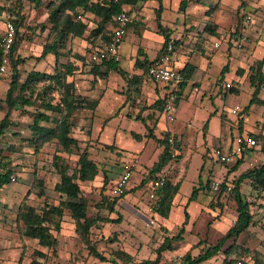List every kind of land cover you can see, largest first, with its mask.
<instances>
[{
    "label": "rangeland",
    "instance_id": "374dc122",
    "mask_svg": "<svg viewBox=\"0 0 264 264\" xmlns=\"http://www.w3.org/2000/svg\"><path fill=\"white\" fill-rule=\"evenodd\" d=\"M43 1L46 4L48 0ZM262 1L264 0H224V2L221 3V6H219V9L216 11L215 16H213V23L215 22L217 29L222 30V33H219L221 38H223L222 42L228 44L230 55H233L234 57L233 63L229 64L230 70L236 71L240 75L241 70H246L247 74L242 75L244 76V80L241 79V83L238 84V82H236L237 80H234L235 85H237L235 88L239 91L240 86H249L252 73L251 66L258 63V60L261 59L260 57L264 56V2L263 4H259ZM242 2L244 3L242 4ZM13 3H15L14 0H0V37L4 34V23L10 17L8 8L11 7ZM192 9L195 12H199V9L197 8ZM183 11L186 12L187 7H185L182 12ZM21 13L25 16V25L20 29L21 33L24 35V38L20 41V47L22 48L21 55H24L27 59H32L33 57H36V54L39 55L41 53L42 45L45 44L50 36L49 25L46 23L48 16L47 8L46 5L38 7L35 3L26 1L23 5ZM191 16H182L181 22L179 23L182 30H178L176 36H174L176 38L175 50L181 39H183V34L189 32L190 26H188L187 29H184V26H182L183 19L185 18L187 21L185 25H189V23H192L190 21L194 19V17ZM248 17H251L250 20ZM85 19L89 26V31L97 26V17L90 14ZM197 19L198 18H196V20ZM43 24H46V27H48L45 31L42 30ZM195 24L197 25V23ZM195 24L191 27L194 28ZM202 24L203 22H201L199 26H203ZM89 31L86 33L84 38L71 36L67 42V46L64 48V61H68L69 59L72 60V55L74 53H78L79 55L83 54L85 60H87L89 64L96 63V61H93L90 58V52L97 45L103 47L105 45V38L104 35H101V37L96 38L93 42L88 43V39L90 37ZM189 35L190 34L188 33L187 38ZM130 37L131 33L129 35V38ZM83 41L88 43L87 47H85L86 42L84 43ZM127 42L129 44L131 43L130 40H127ZM240 45H242V47H240ZM72 61L73 63L76 62L75 60ZM30 68V64L26 68L25 65H23L22 71L26 73L30 71ZM52 69V64L46 66L45 68L46 71H53ZM9 73L10 74L7 78L13 76L11 68ZM80 74L81 73L78 75ZM225 76H227V74ZM147 77L149 80H153L148 75ZM7 86L8 83H0V122L5 118L8 112L7 102L5 101V98H3L4 90ZM260 91H264V89L260 88ZM246 92L247 91L243 90L240 94L229 93L227 97L219 98L220 108L227 111L225 119L227 120V117H229L228 119L234 121L236 125L242 117H245V126L249 131L252 129L253 125L255 127L261 126L259 131L255 132L258 133L264 130V105L260 106L252 103L251 96L253 94L250 96V93L247 94ZM112 102L113 103L108 102L104 105V108L100 109L99 116L102 119H104V116H107L106 114H110L109 111L113 109L114 100H112ZM236 104L241 108V110L246 106H250L249 112L246 111L242 114V117L239 118L238 114L232 112V108ZM34 109L35 108L32 107V110H29V112H25L24 108L13 109L11 111V125L5 131L4 135L0 137V160H2L3 164L6 165V169L13 170V173H16L18 176L16 181H12L4 187L7 188V191H4L3 193L0 191V219L3 220L4 223V231L0 233L2 235L0 238L4 239L7 235L4 242L0 240V251L4 250V247L8 245L12 246L9 248L11 249L13 248V245L14 248H16V244H19V248L23 247L20 264H22L25 258L27 260H31L30 264H51L55 256L58 255V249L56 253H52L51 249H46L47 253H45V256H41L38 253L41 251L37 249L39 246L38 243L28 244L20 241V236L24 238V234H22L20 230L24 227V222L22 220H18L17 217L19 205L26 202L36 206L38 210H41L47 204L52 205V203H57L62 196L55 191V184L60 179L62 174H71L73 172L78 159H80V153L87 149L88 152H90L91 158L99 164V175L95 177L92 183L79 182V184L83 192L90 199V212L94 214V216L100 215L106 217L108 214H111V211L104 200L105 197H108V195L112 197H119L118 193L115 192V181L123 172L124 162L125 160L130 159L132 155L140 154L138 152H130L119 149L115 143L104 144L99 141V139H92L90 131L89 137L91 139L81 142L80 147L77 149L75 148L74 152L64 151L56 139L51 140V142L46 143L43 148L37 150L32 140L34 134L30 126L34 119V115L31 113ZM177 111L178 113L176 118L169 124H171V126H176L177 129L179 128L182 130L186 128L187 130V133L181 142V151L184 153V159L180 161L181 164L182 162L185 164V169L186 164L189 165V167L187 166L188 171L186 172V177L183 179L182 186L183 196H187L185 194L190 195L192 192L191 184L193 180L197 179V168L201 160V151L200 148L197 147L198 143L202 142L204 133L203 125L208 118L204 110L195 108L191 101L185 98L181 99L180 108ZM81 116L82 117H78V119H76V123L79 127L80 124H83L82 130L86 133L88 130H91L92 125L89 120L91 117L89 114L85 121H80L84 118L83 115ZM115 119H117V117L110 121L111 124L107 125L106 130H108V132L112 129ZM189 119L192 120L190 123L191 125L188 126ZM140 124V121L134 120L133 123H128V127L129 129L142 131ZM240 127H244V121ZM243 131L244 130L241 129V132ZM110 132L112 133V130ZM213 132L216 133L215 129ZM229 132H231V130H229ZM224 134H226L225 129ZM231 135L233 138L234 133H231ZM106 136H108V134H106ZM103 138L107 137L103 135ZM213 140V144L218 143V140ZM131 141L132 143L130 144L129 141L127 142L125 139H122L120 143L124 146L128 145L131 149L136 148L138 141L136 139H131ZM213 149H208L205 157L207 163L211 164V166L214 165L215 174L218 176L212 174V176L209 177V186L203 188L205 197L202 195L199 199L200 201H204L205 198L207 199L205 209L202 210L203 214H198L197 220L193 222L195 226H192L191 228L189 217V220L185 224V244L181 246L179 245L180 247L178 246V248L173 251L163 252L162 259L177 256L182 257L184 260V255L189 249H191L192 253L194 251L195 254L198 252L200 253L202 250V246H200V244H203L202 242L212 245L217 243V241L220 240V238L226 233L220 228L216 230L215 227H217V221H224V219L227 218L230 222L234 223L235 216H237V203L231 192L229 193L227 191H223L221 193V191L212 189V182L220 181L221 183L225 182L226 186L227 184L234 186L241 174L264 162V152L261 150L259 145L258 147L252 149V151L246 152V161L244 165L239 168L236 174L232 175V173H230L229 175L225 174L224 176L219 177L223 170L226 172L228 169L227 165L231 168L236 162L231 161L228 164L224 163V165H221L220 162L216 161L213 157ZM150 151H152V147H148L143 154L144 163L150 164V161L152 160L150 158ZM247 155L249 158H247ZM147 169L149 170L150 167L148 166ZM0 170H2V166L0 167ZM139 176H141L140 172L136 173L132 183L137 182ZM40 181L43 183V186H41ZM241 191L249 199L251 204L250 209L254 214V223L240 238L237 240L236 238H233L227 241L223 249L224 251L218 253L219 257L214 258L213 261H211V264H236L237 260H240L243 257L247 258L249 255H252L253 257L255 256L254 260L257 261L256 264H262L261 260H264V251L261 250L264 246V192L259 191L252 183L251 179H247L241 183ZM132 192L136 194L138 193L137 196L141 198V201H143L142 207H145V200H147V196H150V192L146 190L143 192L141 188L133 190ZM141 193L143 194L141 195ZM124 199L122 198V200ZM122 200L117 204L119 211L117 212L118 214H114L115 217H120L121 221L127 220L130 223H133L135 219L141 218V220L143 219V227L148 228L150 231L149 242L139 245V250L142 254L138 257L139 260L151 259V257L152 259H156L159 254L158 248L162 245L164 240L167 239V235H170L168 237H173V235L178 234L182 227V223L176 225V227L171 231L172 233H169V231L162 226L156 227L155 225L154 227L151 224L146 226L147 221H145V219L151 223L152 221L156 223L155 220H152V218H155L154 211H150L147 207L142 208L141 206H138L140 205L139 199H136L135 203L132 202L133 205L128 202V198L127 200H124L125 203ZM109 201H112V199L110 198ZM197 203L199 204L200 202ZM130 207L136 210V213L132 211ZM193 208L194 207L192 205H188V207L186 205L185 207L184 205L183 207L182 205H175V210H173L168 224L172 225L175 221L180 222L181 220H184L186 210L188 211L189 216H191V214L193 215V213H191L193 212ZM96 209H98V211ZM181 216H183L184 219H181ZM225 223H228V221L225 220L224 225H226ZM104 226L105 224H98V226L94 227L92 237L94 238L93 240L96 241L98 249L102 253L107 256H112L113 251L115 252L117 250H121L125 244H128L130 237L125 231L115 233L114 230H109L108 226H106L107 234H103L102 228ZM67 233H69V235L73 234L72 226L67 228ZM121 234L124 235L122 236L123 239L119 238ZM141 234L143 236V233ZM130 235L132 236V234ZM76 236L78 239H76L75 247H67L66 256H61V264H99V261L94 257L92 258V256L88 253L87 246L81 241L82 239L78 236V234ZM233 241L235 242L233 243ZM225 255L227 256L226 258H224ZM230 257H232L233 260H230ZM39 260L44 261L40 263L41 261ZM137 262L138 261L134 260L133 264Z\"/></svg>",
    "mask_w": 264,
    "mask_h": 264
},
{
    "label": "crops",
    "instance_id": "0c3cea01",
    "mask_svg": "<svg viewBox=\"0 0 264 264\" xmlns=\"http://www.w3.org/2000/svg\"><path fill=\"white\" fill-rule=\"evenodd\" d=\"M181 1L182 0H162V9H161V19L160 24L166 28L169 31H172L171 35L176 36V33L178 30H182L181 25L179 24L181 22L182 16L189 15L191 17H194L193 20H191L189 25H185L187 23L186 19H183L182 26H184V29H187L189 27V32L183 34L181 41L176 46V50L172 54V65L176 68L182 70L185 68L187 64L191 66L190 74H188L187 80L184 81L183 86L179 87L178 92V101L176 103V114L175 118L178 113V109L180 108V101L181 99L185 98L191 101L192 105L195 106L197 109H202L206 112L207 118H208V128L207 130L204 128V125L207 121H205L203 125V138L202 142L198 143V147L201 151V160L198 165V175L197 179H194L192 182V192L191 194H185L187 196H183L182 192V186H183V179L186 177V172L188 171L186 164L180 163L181 160L184 159V153L181 151V142L187 133L186 128L184 129H177L176 126H171V124L167 123L164 118V111H163V105L164 102L168 96V92L170 87L163 84H158L157 82L153 80H149L147 77V71L145 66H141L136 64L137 58H140L141 60L147 59L149 63H151L156 58H159L162 55L163 48L165 46L166 36L165 34L160 31L159 24H158V18H157V11L160 10V2L159 0H135L130 2V4L124 5V9L127 10L131 16L130 25L128 28V34L126 38L123 40L121 46H120V52L122 55V58L119 60V69L117 70H110L108 74H96L93 72V64H89L87 60H85V57L83 54H78V56H81L83 59L79 60L75 57L72 58V60H75V64L77 65L76 73L73 76H70L68 79L69 81L74 82V90L76 95L80 98L78 100H82L84 103H88L91 99L98 100V104L95 109H79L75 111L74 118L72 119L73 122V130H74V137L80 142H84L89 139H99L104 144H113L115 143L116 146L119 149H123L130 152H138L141 156V161L138 166V169L134 172L131 181L129 183L127 192L128 194L126 197H124V200H127L128 202L133 205L135 203L136 199H139L140 205H143V201H141V198L137 196L136 193L132 192L136 189H142L143 192L150 191L149 183L146 187L140 186L142 181L144 180L147 172L149 171L147 167H151L152 164L157 160L160 159L161 154L163 153V147L157 142V139L154 137H151L149 135V132L151 129L153 130L154 134L158 139L163 138L162 132L165 129H168L171 133H174L178 140V151H179V157L172 159V161L165 167L164 173L166 174L167 178L171 183H179L180 189L179 193L176 195L175 200H173V205L170 211V214L168 217H163L159 214H157L154 211L155 218L152 220H155V222L152 221L149 222L145 219L146 226L148 224H151L155 227L162 226L166 230L169 231V233H172L171 231L173 228L176 227L179 223H182L186 219L181 216L180 222H173L172 225L168 224L169 219L171 218V215L173 213V210H175L176 206L185 207V205L188 207V205H192L193 208V215L190 216V228L194 225V221L197 220L198 214H203L202 210L205 209V206L207 204V199H203L204 191L203 188L208 187L210 184L209 177L213 175L218 176L215 174V167L214 165L211 166V164L207 163L205 155L208 152V149H213L216 147H222L224 150H230L232 148V144L234 141V137L232 138L231 133H234L233 136L237 135H245L250 134L252 132L259 131L261 126L255 127L253 125L252 129L249 131L246 129L245 121H244V127H240V123H237V125L234 123V121L228 119H225V114H227V111L223 108L221 109L219 104V98L227 97L229 93H238L240 94L243 90L247 91L246 93L251 96V94L254 93L256 86L252 85L251 82L249 83V86H238L240 91L235 88L237 85H235L234 80H237L236 82L241 83V79L244 80V76L238 74L236 71L228 69V72L226 73L227 76L223 77V68L226 64L233 63V55H230V50L228 44L222 42L223 38L219 35V33H222L221 29H217V25L215 22L213 23V16H215L216 11L219 9V6H221V3L224 2V0H188L187 4V11L182 12L181 8ZM264 1L260 2L259 4H263ZM244 3V2H242ZM192 8L199 9V12L193 11ZM88 15L82 16V20L87 23L86 17ZM196 18H198L196 20ZM196 20V21H195ZM203 22V26H199ZM197 23V25L195 24ZM191 24V25H190ZM195 24V27H191ZM111 23L108 25V28H111ZM4 29H5V23H4ZM132 30V31H131ZM111 31V30H110ZM131 33V37L129 38V35ZM190 34L187 38V34ZM47 35V34H46ZM86 35V34H85ZM48 36V35H47ZM223 36V35H222ZM85 37V36H84ZM84 37H78V38H84ZM127 40H130V44L127 42ZM84 43L86 41H83ZM219 42V46H215V43ZM129 45H128V44ZM21 45V44H20ZM87 47L88 43L85 44ZM41 49V53L43 50ZM64 48L59 49V58L62 63H65L67 61H64L63 55L65 54ZM139 50H141V54L139 53ZM18 53L22 54V48L19 47ZM41 53L39 55L36 54V57H33L32 59H27L25 65V68L28 67V65H31V68L29 70H37L40 72H45L46 66L52 64L53 69L55 68V55L50 54L47 58L40 59ZM24 56V55H21ZM261 59L264 58V56L260 57ZM259 59V60H261ZM258 60V61H259ZM99 63V62H96ZM256 64V63H255ZM254 65V64H253ZM45 67V68H44ZM242 67V66H241ZM101 73H104L105 66H101L99 69ZM264 70V66H263ZM50 72V71H46ZM81 73L80 75H78ZM245 73L244 75H246ZM252 74V73H251ZM11 78H5L4 80L0 81L8 83V86L4 90V96L6 97V93L10 86ZM24 78H22L23 80ZM249 90V91H248ZM1 97V96H0ZM259 97L264 101V91L259 92ZM252 98V96H251ZM112 100H114V106L113 109L110 110V114H106L107 116H104V119H102L100 115V109L104 108V105L109 103H113ZM92 103V102H91ZM90 103V104H91ZM89 104V103H88ZM256 105H264L263 103H254ZM237 105V104H236ZM234 105V107L236 106ZM233 107V108H234ZM232 108V109H233ZM28 109H31L29 107ZM156 112V113H155ZM233 112V111H232ZM234 113V112H233ZM240 113V112H239ZM90 114V123H91V130H88L86 133L82 130L83 124H80V127L76 123V119L78 117H82L80 121H85V119L88 118V115ZM238 114V113H235ZM239 115V114H238ZM117 117V119L114 120V125L112 127V133L108 130H106L107 125L111 124V120ZM240 118V117H239ZM140 121L141 122V129L142 131H137L133 129H129L128 123H133V121ZM192 120V119H191ZM191 120H188V126L191 125ZM261 120V119H259ZM231 121V122H230ZM233 122V123H232ZM75 123V124H74ZM255 124V123H254ZM77 125V126H76ZM235 126V128H234ZM240 127V129H239ZM216 131L214 133L213 131ZM224 129L226 130V134H224ZM231 132H229V130ZM241 129L244 131L241 132ZM89 131L92 135L91 138L89 137ZM134 133H137L140 135L141 138H136L134 136ZM108 134V136H106ZM103 135L107 138H103ZM122 139H125L127 142L131 144V139H136L138 145L136 148H130L128 145H123L120 143ZM218 140L217 144L214 143V140ZM152 147L151 156L152 159L149 163L143 162V154L145 153L146 149ZM250 151V150H248ZM247 154V153H246ZM245 154V157H246ZM137 155V154H136ZM135 154L132 155L136 156ZM130 159L125 160L124 164ZM247 158L249 156L247 155ZM246 161V158L244 159ZM245 161L243 162L241 166L244 165ZM235 162H238L237 160ZM224 163H230V162H224ZM224 163H221V165H224ZM149 164V165H147ZM236 164V163H235ZM235 164L230 168L229 165L226 172L224 170L221 172L220 176L229 175L232 173V175L236 174L239 168L234 169ZM124 167V166H123ZM140 175L138 177V181L132 183L133 179L135 178L136 173H139ZM122 174V173H121ZM99 175V174H98ZM97 175V176H98ZM96 176V177H97ZM121 176V175H120ZM119 176V178H120ZM119 178L115 181V192H116V186ZM90 181V183H92ZM5 187V186H4ZM2 188L1 193L4 191H7V188ZM194 188H197L201 194L198 199L191 200L190 197L193 194ZM57 193H59L57 190H55ZM117 193V192H116ZM147 193V192H146ZM61 194V193H59ZM143 193H141L142 195ZM204 196L202 199L204 201H200V197ZM62 196V194H61ZM116 197V196H114ZM142 197V196H141ZM16 198V197H15ZM62 198V197H61ZM118 198V197H117ZM122 198L118 201H120ZM124 200H122L124 202ZM133 202V203H132ZM197 202H200L199 204ZM203 202V203H201ZM125 203V202H124ZM151 203L150 196H147V200H145V207L142 208H148V205ZM135 206V205H134ZM136 206V207H138ZM118 206H115L116 211L111 212V214H108L106 217L115 218L119 220L115 221H99V224H105V226L102 228L103 234L106 233V226H108L109 230H114L115 233H121L125 231L128 236L130 237V240L128 244H125L124 247L121 249L125 251L127 254H129L134 260L140 262L139 256H141V251L139 250V245L142 243H147L150 240V231L148 228H144L141 218L135 219L133 223H130L127 220L121 221L120 217H115L114 214H118L119 211ZM20 209V205H19ZM130 209H132L130 207ZM98 211V209H96ZM192 210V209H190ZM136 213V210L132 209ZM88 214L89 216H94L90 212V209L88 208ZM97 214V213H96ZM138 214V213H137ZM140 214V213H139ZM1 216V215H0ZM237 216H235L236 220ZM225 220L228 221V223H225ZM101 222V223H100ZM141 224V225H140ZM214 224V223H213ZM4 223L3 220L0 219V233L4 231ZM233 225L232 222L229 221V219H224V221H217V224L215 227L216 230L220 228L223 232H228L227 230L230 228V226ZM69 226H72L73 228V234L69 235L67 233V228ZM115 226V227H113ZM136 226V227H134ZM220 226V227H218ZM120 227V228H119ZM125 227V228H123ZM76 226L75 222L71 216L70 210H65V216L61 222L60 229L53 230V233H55L58 236L59 244H58V255L55 256L53 259V262L51 264H61L62 255L63 257L66 256V250L68 248H74L76 245V239L77 234L75 233ZM153 230V229H152ZM143 233V236L142 234ZM225 233V234H226ZM132 234V236L130 235ZM140 234V235H137ZM4 235V234H3ZM2 235L0 234V237ZM122 235L119 236L120 239L122 238ZM170 235H167V237ZM7 237V235L4 237V239ZM4 239L0 238L3 242ZM119 239V240H120ZM20 241L30 244H36L38 243L37 249L41 251L44 256L46 252L47 247H43L39 244L38 240H36L34 237H30L27 235H24V238L20 236ZM235 241H233L234 243ZM1 243V242H0ZM231 243V244H233ZM137 244V245H136ZM18 246V247H17ZM23 246V245H22ZM225 246V245H224ZM12 247L11 245H8L4 247V250L0 251V264H20L21 263V256L23 252V247L19 248V244H16V248L9 249ZM29 248V247H28ZM31 248V246H30ZM29 248V249H30ZM224 249V247H223ZM264 251V246L261 249ZM89 253V250H87ZM224 250H222L223 252ZM226 253V252H224ZM90 254V253H89ZM195 256H198L200 253H196L195 251L192 253ZM256 254V253H255ZM106 255V254H105ZM107 256V255H106ZM96 258V260L99 261V264H114L111 260V257L114 256H107L110 260L108 261H102L96 256H92V258ZM219 257L218 254L214 255L213 258L210 260L204 262L203 264H211L214 258ZM227 256L225 255L224 258ZM255 256L249 255L244 257L243 264H256V260H254ZM138 259V260H137ZM152 259V257H151ZM146 259V260H151ZM232 257H230V260ZM118 260V259H117ZM153 260V259H152ZM259 260V259H258ZM42 263L44 260H39ZM142 261V260H141ZM238 261V260H237ZM235 262V261H234ZM251 262V263H250ZM31 260H27L26 258L22 262V264H30ZM261 263L264 264V260H261ZM232 264V263H231ZM237 264V262H236Z\"/></svg>",
    "mask_w": 264,
    "mask_h": 264
},
{
    "label": "trees",
    "instance_id": "16d2710c",
    "mask_svg": "<svg viewBox=\"0 0 264 264\" xmlns=\"http://www.w3.org/2000/svg\"><path fill=\"white\" fill-rule=\"evenodd\" d=\"M26 1L35 3L36 6L41 7L46 5L47 8V19L46 23L49 25L50 36L45 42L40 59L47 58L50 54L55 55V68L50 72H40L37 70H30L28 72L22 71V66L26 63L27 57L21 56L18 51L20 47V41L24 38L23 33L20 29L25 25V16L21 13L23 5ZM128 2H117L112 3L107 0H48L45 4L43 0H14L15 3L8 8L9 19H11L16 27V38L13 43L12 53L10 54V68L13 76L10 81L9 89L6 93L5 101L8 105V112L4 119L0 122V137H2L8 127L11 125V111L17 108H24L25 112H29V107H34V111L31 113L34 115L33 123L30 125L33 136V142L37 150L43 148V146L56 139L60 144L61 148L66 152H74V149L80 147V142L74 137L73 122L75 111L79 109H95L98 100L91 99L88 103H84L76 93L74 88V82L69 81L70 76H73L76 72L77 65L73 63L71 59L67 62L62 63L59 58V49L67 46L68 40L72 37H84L89 31V26L85 23L82 18H78L79 15H93L98 18L97 26L90 29V37L88 43L93 42L96 38L104 35V41L107 42L110 39V30L114 25V15L124 9V5L130 4ZM160 2V10L157 11V18L160 31L166 36L165 46L162 51V55L166 52V47L172 38V31L164 28L160 23L162 0ZM188 4V0L181 1L182 10ZM243 4V3H242ZM111 28H108L109 24ZM48 27L43 24L42 30L45 31ZM1 38V37H0ZM176 45V41H175ZM141 50L139 53L141 54ZM0 51V58H1ZM161 55V56H162ZM160 56V57H161ZM79 60L83 58L78 56L76 53L72 55ZM154 61V60H153ZM152 61V62H153ZM151 62V63H152ZM147 59L141 60L137 58L136 64L145 66L147 69L151 64ZM105 66L104 73L100 72L101 66ZM264 58L259 60L258 63L251 66V84L256 86L255 91L252 95V103H263L260 99V85L264 83ZM191 66L187 64L181 71L184 72L186 79L190 74ZM119 69V61L116 59H104L99 63H94L93 72L96 74H108L110 70ZM229 65L226 64L223 68V77L228 72ZM246 70H241V75H244ZM10 74V73H9ZM9 76V75H8ZM22 78H24L22 80ZM184 80V81H185ZM184 81L180 87L183 86ZM58 95V96H57ZM92 102V103H91ZM91 103V104H90ZM250 106H246L239 113V117L246 111L249 112ZM163 109V108H162ZM245 117H242L239 121L242 126ZM209 122L207 121L204 128L207 130ZM151 137L157 139V142L163 147V153L160 159L155 161L147 172L144 180L142 181V187H146L151 181H157L158 173H163L165 167L174 159L173 149L168 142V137L165 136L158 139L154 134L153 130L149 132ZM249 135H253L257 139V144L252 149L260 145L261 150L264 152V130L255 133L252 132ZM136 138H141L139 134L134 133ZM235 138V136H234ZM178 148V141L176 144ZM247 150V151H248ZM245 154L236 162L234 169H238L240 165L245 161ZM180 156L179 154L177 155ZM0 191L2 188L11 181V175L13 170L6 169V165L0 160ZM99 174V164L93 158H91L88 150H83L80 153V159L76 164L71 174L64 173L55 184V189L62 194V198L57 203L47 204L43 209L38 210L36 206L29 203L23 202L20 205L18 212V220L24 222L21 233L30 237H34L38 240L39 244L43 247H47L52 250V253H56L59 244L58 236L53 233V230H59L61 222L65 216V210L68 209L71 212V216L75 222V232L82 239L81 241L87 246L91 256H96L102 261L110 260L104 253H102L97 246L96 241L93 239V228L98 226L99 221H112L115 218L103 217L100 215L89 216L88 208L90 206V199L83 192L79 182H90L95 179ZM247 179H251L252 183L258 188L259 191L264 192V162L260 165L252 167L247 170L239 177L231 191L227 190L225 182L221 184V193L223 191L231 192L236 199L237 203V218L233 225L227 230L228 232L220 238L215 244H200L202 250L198 256L192 254L191 249L184 255L185 264H203L204 262L213 258L214 255L220 253L223 250L224 245L227 241L236 238H240L247 232L250 226L254 223V214L251 212V204L248 197L241 191V183ZM41 186L43 183L40 181ZM228 185V184H227ZM180 184L171 183L169 179L164 186L157 187V199L151 200L154 205V211L163 216L168 217L175 200L176 195L179 193ZM193 194L190 199H198L200 191L194 188ZM43 193V192H42ZM44 194V193H43ZM126 194L117 197L108 195L105 197L106 204L108 205L111 212H115V206L121 198L126 197ZM112 201H109V199ZM186 219L182 224L179 233L173 235V237H167L162 245L158 248V256L153 260H142L135 264H152L162 259V253L166 251H173L180 245H184V231L185 224L189 220V213L185 211ZM116 219L115 221H118ZM178 242V243H177ZM235 245V244H233ZM179 246V247H180ZM39 255L44 256L42 252H38ZM114 257L111 260L114 264H133L134 259L123 250L113 251ZM118 259V260H117ZM233 260V259H232ZM121 262V263H120ZM238 262V261H237Z\"/></svg>",
    "mask_w": 264,
    "mask_h": 264
},
{
    "label": "built area",
    "instance_id": "2783aa9c",
    "mask_svg": "<svg viewBox=\"0 0 264 264\" xmlns=\"http://www.w3.org/2000/svg\"><path fill=\"white\" fill-rule=\"evenodd\" d=\"M112 3H121L128 2L130 0H107ZM78 18H82L81 15ZM251 17H248L250 20ZM131 16L129 12L125 9L121 10L119 13L114 15V25L110 31V39L105 42V45L95 46L90 52V58L93 61L101 62L104 59H116L119 61L122 58L120 52V46L123 40L126 38L128 34V28L130 25ZM4 34L0 38V51L2 53L0 58V81L4 80L8 77L9 73V65H10V54L12 53L13 43L16 38V27L14 22L11 19H7L5 22V30ZM175 37L173 36L167 47L166 52L159 58H156L146 69L147 75L153 79V81L158 84L167 85L170 87L168 96L163 105L164 118L167 123H170L173 119H175L176 114V103L178 101V92L181 83L186 79V76L183 71L176 68L172 65V54L175 51ZM220 43L216 42L215 46H219ZM242 47V45H240ZM261 89H264V83L260 85ZM232 111L234 113L241 112V108L239 106H235ZM168 137V142L172 147L173 156L176 158L179 154L177 144V137L174 133H171L168 129L163 131V137ZM257 144V139L255 136H251L249 134L245 135H235L232 148L230 150H224L222 147H216L213 149V157L216 161L221 163L238 161L248 149L252 148ZM140 156H133L131 160H128L124 164L123 172L117 182L116 192L119 196L126 194L129 183L134 172L137 170L140 164ZM18 176L16 173H12L11 181H16ZM167 176L163 173H158L157 181H151L149 183L150 188V198L151 200L157 199V192H155L157 187L164 186L167 182ZM220 181H213L211 184L212 189L216 191H220L221 189ZM233 188L232 185H227V190L231 191ZM148 209L150 211H154V205L150 203L148 205ZM244 257L238 260L237 264H243ZM152 264H185L182 257H173L168 259H161L158 262H154Z\"/></svg>",
    "mask_w": 264,
    "mask_h": 264
}]
</instances>
